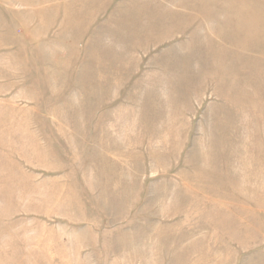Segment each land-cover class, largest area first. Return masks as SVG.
<instances>
[{
    "label": "rangeland",
    "instance_id": "rangeland-1",
    "mask_svg": "<svg viewBox=\"0 0 264 264\" xmlns=\"http://www.w3.org/2000/svg\"><path fill=\"white\" fill-rule=\"evenodd\" d=\"M0 264H264V0H0Z\"/></svg>",
    "mask_w": 264,
    "mask_h": 264
}]
</instances>
